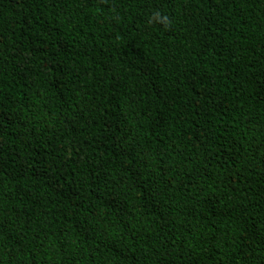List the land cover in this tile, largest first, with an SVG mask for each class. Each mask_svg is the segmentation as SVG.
<instances>
[{
    "label": "trees",
    "instance_id": "1",
    "mask_svg": "<svg viewBox=\"0 0 264 264\" xmlns=\"http://www.w3.org/2000/svg\"><path fill=\"white\" fill-rule=\"evenodd\" d=\"M0 264H264V0H0Z\"/></svg>",
    "mask_w": 264,
    "mask_h": 264
},
{
    "label": "clouds",
    "instance_id": "2",
    "mask_svg": "<svg viewBox=\"0 0 264 264\" xmlns=\"http://www.w3.org/2000/svg\"><path fill=\"white\" fill-rule=\"evenodd\" d=\"M159 14L157 13L155 16L152 17V19H156V17L158 16Z\"/></svg>",
    "mask_w": 264,
    "mask_h": 264
}]
</instances>
